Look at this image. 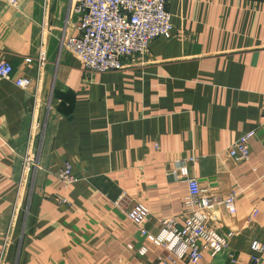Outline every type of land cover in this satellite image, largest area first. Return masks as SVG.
I'll return each mask as SVG.
<instances>
[{
	"label": "crops",
	"instance_id": "crops-1",
	"mask_svg": "<svg viewBox=\"0 0 264 264\" xmlns=\"http://www.w3.org/2000/svg\"><path fill=\"white\" fill-rule=\"evenodd\" d=\"M70 2L0 0V59L13 66L12 79L0 78V264H189L126 213L147 206L151 235L180 215L187 183L167 172L183 164L215 197L214 227L229 238L198 264H247L251 240L264 242V0H166L170 35L93 76L61 43L79 20ZM19 76L34 81L23 89ZM34 112L37 166L21 235ZM251 129L249 161L229 158L226 148ZM67 163L70 182L58 176ZM234 188L230 214L220 200Z\"/></svg>",
	"mask_w": 264,
	"mask_h": 264
},
{
	"label": "built area",
	"instance_id": "built-area-1",
	"mask_svg": "<svg viewBox=\"0 0 264 264\" xmlns=\"http://www.w3.org/2000/svg\"><path fill=\"white\" fill-rule=\"evenodd\" d=\"M6 1L11 6H15L20 0ZM70 3L72 10L79 17L77 29L73 35H63L61 43L82 59L83 72L88 76L127 67L125 60L144 55L151 40L169 36L173 27L166 0H71ZM25 61L31 62L29 58ZM12 75V64L0 59V78L12 79ZM33 81V77L19 76L15 77L14 84L25 89L31 86ZM35 81H38L37 76ZM35 94L37 99L36 90ZM50 107L51 98L46 103V109L49 110ZM37 123L34 112L28 140L29 147L23 158L24 174L30 169L31 164H35L32 137L37 129ZM254 134V129L248 130L228 146L226 148L228 157L238 162L249 161L251 156L249 146ZM167 173L174 178L184 177L187 183V191L182 198L181 214L161 219L159 232L151 235L147 233L145 227L149 208L136 202L126 210L132 223L136 224L142 234H147L151 241L165 246L171 255L189 264H198L205 250L216 255L228 248L229 238L214 227V223L217 222L213 211V207L217 204L215 197L201 186L197 178L187 174L184 164L171 168ZM58 176L65 182L73 180L69 163ZM238 195V189L234 188L220 200L230 214H234L237 210ZM126 201L127 196L122 193L114 204L123 207ZM249 249L247 264H259L264 256V242L254 238L249 244ZM141 252L143 253L144 249ZM137 264L172 263L170 257H158L155 262L140 261Z\"/></svg>",
	"mask_w": 264,
	"mask_h": 264
},
{
	"label": "rangeland",
	"instance_id": "rangeland-1",
	"mask_svg": "<svg viewBox=\"0 0 264 264\" xmlns=\"http://www.w3.org/2000/svg\"><path fill=\"white\" fill-rule=\"evenodd\" d=\"M34 158L36 159V152H34ZM30 170H29V173L28 175H26L27 178H23V182H25L26 186L24 188V194H23V199L21 200V203H20V208L18 209L19 212V216H18V225H19V229L18 231H20V228H21V235L23 233V228H25L23 225L25 224L26 222V217H27V214H28V206H29V202H30V198H31V183H32V176H31V173L33 172L32 170L34 169V167H36L37 165L33 166L32 164L30 165Z\"/></svg>",
	"mask_w": 264,
	"mask_h": 264
}]
</instances>
